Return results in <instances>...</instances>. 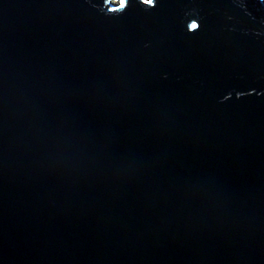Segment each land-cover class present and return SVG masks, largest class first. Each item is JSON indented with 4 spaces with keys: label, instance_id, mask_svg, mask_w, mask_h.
Wrapping results in <instances>:
<instances>
[{
    "label": "water",
    "instance_id": "95a60500",
    "mask_svg": "<svg viewBox=\"0 0 264 264\" xmlns=\"http://www.w3.org/2000/svg\"><path fill=\"white\" fill-rule=\"evenodd\" d=\"M0 264H264V0H0Z\"/></svg>",
    "mask_w": 264,
    "mask_h": 264
},
{
    "label": "snow or ice",
    "instance_id": "6c2138e0",
    "mask_svg": "<svg viewBox=\"0 0 264 264\" xmlns=\"http://www.w3.org/2000/svg\"><path fill=\"white\" fill-rule=\"evenodd\" d=\"M149 2H151V0H149ZM195 27V26H194Z\"/></svg>",
    "mask_w": 264,
    "mask_h": 264
}]
</instances>
